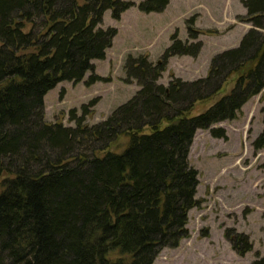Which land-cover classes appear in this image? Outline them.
I'll use <instances>...</instances> for the list:
<instances>
[{
  "label": "trees",
  "instance_id": "1",
  "mask_svg": "<svg viewBox=\"0 0 264 264\" xmlns=\"http://www.w3.org/2000/svg\"><path fill=\"white\" fill-rule=\"evenodd\" d=\"M171 0H142L146 14ZM251 28L240 44L215 55L206 77L159 80L176 56L203 48L195 18L188 40L178 34L156 63L129 56L124 82L137 94L106 120L89 126L95 102L71 111L75 127L45 121V97L62 82L78 84L104 60L132 0H0V264H154L187 238L199 172L189 154L196 133L237 119L264 91V0H243ZM91 75L86 85L103 81ZM194 115L199 103H210ZM264 99V97H263ZM263 130L253 143L264 150ZM128 139L120 153L110 147ZM228 230L233 250L253 249ZM252 264H264V257Z\"/></svg>",
  "mask_w": 264,
  "mask_h": 264
},
{
  "label": "rangeland",
  "instance_id": "2",
  "mask_svg": "<svg viewBox=\"0 0 264 264\" xmlns=\"http://www.w3.org/2000/svg\"><path fill=\"white\" fill-rule=\"evenodd\" d=\"M136 3L120 20L106 12L102 28L117 29V36L104 60L94 61L95 69L78 84L62 82L45 97V121L75 127L70 113L82 115V107L95 102L86 117L89 126L106 120L118 107L132 99L140 87L128 85L124 66L129 56H148L156 63L172 44L176 33L188 40L187 21L195 18L203 48L198 57L176 56L168 61L159 84L172 78L194 81L207 76L213 57L237 47L252 27L246 22L243 0H171L162 13L146 14ZM91 75L104 78L86 85ZM264 91L253 97L233 121L214 128L226 132L227 139L214 138L209 130L196 133L189 154L190 166L199 172L196 198L200 205L189 212L187 238L177 248H165L154 264H252L264 257V150L253 143L263 130ZM210 103H199L198 115ZM128 139L122 137L110 147L120 153ZM1 189V180H0ZM249 237L253 249L240 255L226 239L227 231Z\"/></svg>",
  "mask_w": 264,
  "mask_h": 264
}]
</instances>
